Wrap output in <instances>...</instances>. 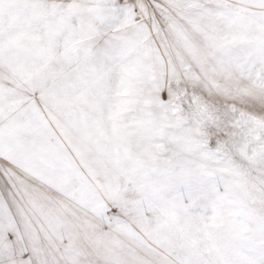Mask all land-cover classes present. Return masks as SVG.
I'll use <instances>...</instances> for the list:
<instances>
[{"label":"snow or ice","instance_id":"obj_1","mask_svg":"<svg viewBox=\"0 0 264 264\" xmlns=\"http://www.w3.org/2000/svg\"><path fill=\"white\" fill-rule=\"evenodd\" d=\"M0 264H264V0H0Z\"/></svg>","mask_w":264,"mask_h":264}]
</instances>
